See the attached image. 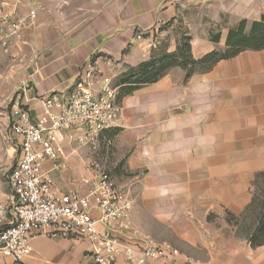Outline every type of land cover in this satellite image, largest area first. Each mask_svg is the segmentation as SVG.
I'll use <instances>...</instances> for the list:
<instances>
[{"label":"crops","instance_id":"0c3cea01","mask_svg":"<svg viewBox=\"0 0 264 264\" xmlns=\"http://www.w3.org/2000/svg\"><path fill=\"white\" fill-rule=\"evenodd\" d=\"M28 2L36 20L20 50L0 51V95L32 116L51 94L69 96L80 86L97 93L96 81L119 91L121 75L174 53L182 33L194 61L224 52L229 32L244 22L247 35L264 16V0H26L20 16ZM117 103L112 146L102 144L95 157L122 171L113 180L132 200L133 225L152 244L175 249L174 258L149 264H264V246L251 247L225 221L251 203L252 182L264 173V49L242 50L189 77L172 67ZM84 152L64 146L52 170L60 193L87 192L86 165L96 160ZM30 245L23 264H93L88 241L52 236L49 228Z\"/></svg>","mask_w":264,"mask_h":264},{"label":"built area","instance_id":"2783aa9c","mask_svg":"<svg viewBox=\"0 0 264 264\" xmlns=\"http://www.w3.org/2000/svg\"><path fill=\"white\" fill-rule=\"evenodd\" d=\"M26 0H0V51L13 55L25 44L23 32L31 28L37 10ZM137 40L141 36L136 37ZM86 84V83H85ZM97 93L88 87L69 96L51 94L42 99L34 116L18 101L10 110V137L15 144V165L7 175L8 192L0 198V260L23 264L31 253L30 240L49 228L52 236L85 240L92 245L93 264H149L176 256L167 243L147 241L131 221L132 200L115 184L98 162H90V180L84 195L60 193L52 170L64 154V146L99 151L112 146L107 134L119 118V91L109 80L96 81ZM82 85V83H81ZM51 165V169L46 168Z\"/></svg>","mask_w":264,"mask_h":264},{"label":"trees","instance_id":"16d2710c","mask_svg":"<svg viewBox=\"0 0 264 264\" xmlns=\"http://www.w3.org/2000/svg\"><path fill=\"white\" fill-rule=\"evenodd\" d=\"M244 28L245 23L241 22L235 32H229L226 40L227 49L224 51L223 55H220L219 52H212L199 61H194L190 56L189 38L186 37L181 39L179 46L174 53L159 54L156 58H153V60L141 63L121 75L117 81V85L121 86L119 95L121 97L129 95L142 86L156 82L172 67H179L185 70L186 77H189L198 66L206 64L208 65L206 69H209L219 60L231 58L242 50L264 49V16H262L260 22L252 24L249 34H244ZM261 177H264V173L256 174L252 185L254 186L256 181ZM251 204L252 201L245 208L243 213L251 207ZM228 216L230 217V220L235 219V216L233 215L228 214ZM261 216V222H259V226L255 228V234L247 239L253 248L264 246V201L262 202ZM260 237L263 239L261 240Z\"/></svg>","mask_w":264,"mask_h":264},{"label":"rangeland","instance_id":"374dc122","mask_svg":"<svg viewBox=\"0 0 264 264\" xmlns=\"http://www.w3.org/2000/svg\"><path fill=\"white\" fill-rule=\"evenodd\" d=\"M179 32H183L182 29L178 30ZM186 38V36H180V40ZM162 54V53H160ZM220 55H223L224 52H219ZM208 65H201L198 66L196 69H206ZM13 104V99L8 97H4L0 95V190L6 191L7 190V175L10 169L15 165L16 162V155L13 150L14 147V140L10 137V130H9V120H10V110ZM9 139H11L9 141ZM87 153L84 152L85 156H91L93 160L96 162L104 165L106 171L110 173L112 178L118 177L122 174V171L111 170L107 167V163L105 160L106 158L103 157L101 160V156L97 159L96 154L101 153L100 151H90L87 150ZM108 155H110V151H107ZM106 154V152L104 151ZM264 201V177L259 178L256 181V184L252 185V204L251 207L246 211L242 212L241 214L235 216V219H231L228 214L225 216V221L227 224L233 229L235 235L238 238L242 239H249L250 236L254 235L255 228L258 227V223L261 222V215H262V202ZM261 226V224H260ZM261 240L263 239L260 237ZM260 240V239H259Z\"/></svg>","mask_w":264,"mask_h":264}]
</instances>
